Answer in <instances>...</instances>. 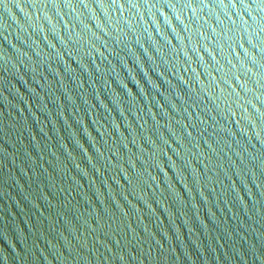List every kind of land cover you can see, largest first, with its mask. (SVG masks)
Here are the masks:
<instances>
[{"label":"water","instance_id":"1","mask_svg":"<svg viewBox=\"0 0 264 264\" xmlns=\"http://www.w3.org/2000/svg\"><path fill=\"white\" fill-rule=\"evenodd\" d=\"M0 264H264V0H0Z\"/></svg>","mask_w":264,"mask_h":264}]
</instances>
